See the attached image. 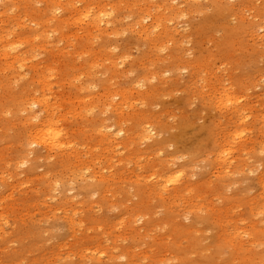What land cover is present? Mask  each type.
<instances>
[{
	"label": "rangeland",
	"instance_id": "rangeland-1",
	"mask_svg": "<svg viewBox=\"0 0 264 264\" xmlns=\"http://www.w3.org/2000/svg\"><path fill=\"white\" fill-rule=\"evenodd\" d=\"M77 1L0 8V264H264V0Z\"/></svg>",
	"mask_w": 264,
	"mask_h": 264
},
{
	"label": "bare ground",
	"instance_id": "bare-ground-1",
	"mask_svg": "<svg viewBox=\"0 0 264 264\" xmlns=\"http://www.w3.org/2000/svg\"><path fill=\"white\" fill-rule=\"evenodd\" d=\"M3 1H5V0H0V8L3 4ZM81 1L83 2V0H78L77 2H81ZM85 3L87 4V2H85ZM92 4H96L97 6L93 5L90 9L85 8L83 10H80V9L76 10L75 8H73L75 10V15L78 13V16H79V18L76 19V23L79 25L84 24V28H83L84 31L85 32H91V33L94 31H98V30L100 31L102 25L108 26L109 25L108 22L110 21V20L109 21L104 20L106 17H108V14L105 12L107 10H105V8L103 7L104 5H99V4H101L100 0H93ZM72 5L73 4H71V7H72ZM63 7H64L63 5L58 4L54 8L52 7L50 12L52 13V11H54V9H56L55 11H57L58 9H62L64 11L65 8H63ZM85 7H89V6L86 5ZM56 18L57 17H55L54 15L52 16V14H51V19H56ZM142 32L145 34L147 33V31L145 29ZM163 32L166 33V30L163 29ZM87 36H86V38H87ZM3 39L0 37V42H1L0 47H2L4 55H6V56L9 55L13 59L18 61V56L16 55L17 52L16 53L12 52L10 54V52L14 51V49H15L14 43L8 41V39H7V42L3 41ZM21 60H23V59H21ZM46 87L50 88L49 84L46 85ZM41 103L43 105H45V106H43L44 108L41 109V111L45 114L46 119L45 120L42 119L39 122H37L38 130H36L34 132V139L32 138L33 139L32 144L33 145H39V146L43 147V149L46 150L47 152H51V151L52 152L53 151L61 152V151H65V150H70L71 149L70 144L65 142V139L62 137V134H61L62 131L59 130L57 127V124H56L57 122L55 121V118L59 119V117L57 116L56 112H50L49 111L44 99L40 100V102L38 104L39 106L42 107ZM234 113H235V111H234ZM123 131L124 130H120L119 134L123 133ZM175 181H179V178L175 179Z\"/></svg>",
	"mask_w": 264,
	"mask_h": 264
}]
</instances>
